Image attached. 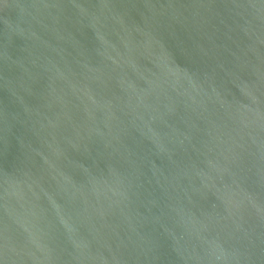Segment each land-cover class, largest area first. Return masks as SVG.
<instances>
[{"label":"water","instance_id":"1","mask_svg":"<svg viewBox=\"0 0 264 264\" xmlns=\"http://www.w3.org/2000/svg\"><path fill=\"white\" fill-rule=\"evenodd\" d=\"M0 264H264V0H0Z\"/></svg>","mask_w":264,"mask_h":264}]
</instances>
